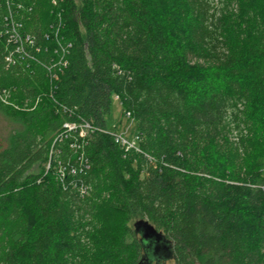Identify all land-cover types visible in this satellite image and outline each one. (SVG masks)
<instances>
[{"label":"trees","instance_id":"trees-1","mask_svg":"<svg viewBox=\"0 0 264 264\" xmlns=\"http://www.w3.org/2000/svg\"><path fill=\"white\" fill-rule=\"evenodd\" d=\"M114 97L136 126L129 149L109 131ZM256 100L264 0H0V110L14 126L0 148V264H80L105 202L139 219L101 264L128 263L129 249L141 263L140 221L174 264H264V165L227 179L186 155L216 135L245 151Z\"/></svg>","mask_w":264,"mask_h":264},{"label":"rangeland","instance_id":"rangeland-1","mask_svg":"<svg viewBox=\"0 0 264 264\" xmlns=\"http://www.w3.org/2000/svg\"><path fill=\"white\" fill-rule=\"evenodd\" d=\"M174 30L170 31V36L172 44L177 45ZM190 60L208 74H212L216 70L213 62H205L194 58H190ZM113 100L111 115L107 118L109 131L117 133L128 143L136 146L135 123L123 110L118 98L114 97ZM38 104L34 105L32 111L38 107ZM245 109V117L255 131L252 137L253 140L248 144L247 149L242 151L235 148H224L226 147L225 141L221 135L192 140L187 144L186 155L194 167V171L199 174H206L210 170H214L217 175L225 177H228L229 174L242 176L251 171L257 163L264 165V104L256 100L245 105ZM13 128V123L0 110V148L6 147L5 140ZM227 138L230 142L233 141L232 137ZM40 171L41 167H37L34 173H40ZM47 171H53V168H48ZM138 219L139 217L135 216L127 220L121 211L111 209L108 202L102 203L93 238V255L82 259L80 264H101V260L109 257V251L117 247L122 238L126 236L125 226L133 228V224ZM126 239L130 243V238L127 237ZM128 259V263L125 264H129L136 259L135 253L131 249H129ZM151 264H174V262L173 260H161L159 262L154 261Z\"/></svg>","mask_w":264,"mask_h":264},{"label":"water","instance_id":"water-1","mask_svg":"<svg viewBox=\"0 0 264 264\" xmlns=\"http://www.w3.org/2000/svg\"><path fill=\"white\" fill-rule=\"evenodd\" d=\"M136 234L141 236L145 255L140 264H151L154 261L172 260V246L162 233L157 232L148 222L135 224Z\"/></svg>","mask_w":264,"mask_h":264},{"label":"built area","instance_id":"built-area-1","mask_svg":"<svg viewBox=\"0 0 264 264\" xmlns=\"http://www.w3.org/2000/svg\"><path fill=\"white\" fill-rule=\"evenodd\" d=\"M12 28H13L14 31H16V29H17V25H16V24H13V25H12ZM26 41L28 42V41H29V38H27ZM19 49H20V48H19ZM2 101L4 102L5 100H2ZM4 103H5V104H9L7 101H5ZM127 115H128V117H130V114H129V113H127ZM67 127H69L70 129H73V126H67ZM117 142L120 143V144H122L123 146H126L127 149L134 147L131 143H128V142H127L125 139H123V137H121L120 135H118Z\"/></svg>","mask_w":264,"mask_h":264}]
</instances>
